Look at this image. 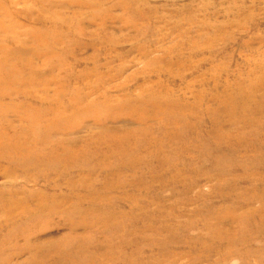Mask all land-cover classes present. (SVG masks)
<instances>
[{
    "label": "rangeland",
    "instance_id": "1",
    "mask_svg": "<svg viewBox=\"0 0 264 264\" xmlns=\"http://www.w3.org/2000/svg\"><path fill=\"white\" fill-rule=\"evenodd\" d=\"M0 264H264V0H0Z\"/></svg>",
    "mask_w": 264,
    "mask_h": 264
}]
</instances>
